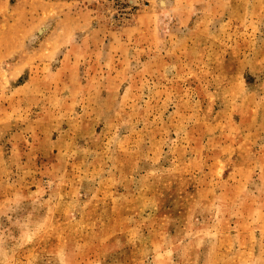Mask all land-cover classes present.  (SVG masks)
I'll use <instances>...</instances> for the list:
<instances>
[{
	"label": "rangeland",
	"instance_id": "rangeland-1",
	"mask_svg": "<svg viewBox=\"0 0 264 264\" xmlns=\"http://www.w3.org/2000/svg\"><path fill=\"white\" fill-rule=\"evenodd\" d=\"M0 264H264V0H0Z\"/></svg>",
	"mask_w": 264,
	"mask_h": 264
}]
</instances>
